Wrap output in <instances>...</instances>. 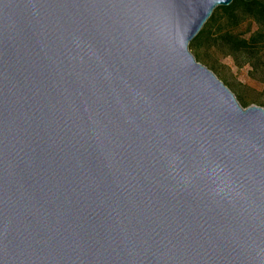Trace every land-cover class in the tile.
Returning <instances> with one entry per match:
<instances>
[{"label": "water", "instance_id": "1", "mask_svg": "<svg viewBox=\"0 0 264 264\" xmlns=\"http://www.w3.org/2000/svg\"><path fill=\"white\" fill-rule=\"evenodd\" d=\"M233 0H0V264H264V110L189 44Z\"/></svg>", "mask_w": 264, "mask_h": 264}, {"label": "rangeland", "instance_id": "2", "mask_svg": "<svg viewBox=\"0 0 264 264\" xmlns=\"http://www.w3.org/2000/svg\"><path fill=\"white\" fill-rule=\"evenodd\" d=\"M253 24L243 22L237 34L252 33ZM189 49V47H188ZM196 62L211 71L234 95L243 108L258 106L264 110V58L232 54L225 45L204 42L198 49H189ZM251 64H254L253 68Z\"/></svg>", "mask_w": 264, "mask_h": 264}, {"label": "trees", "instance_id": "3", "mask_svg": "<svg viewBox=\"0 0 264 264\" xmlns=\"http://www.w3.org/2000/svg\"><path fill=\"white\" fill-rule=\"evenodd\" d=\"M243 22L255 27L248 36L237 34ZM208 41L225 45L232 54L264 58V0H233L227 7L216 8L189 49L198 50Z\"/></svg>", "mask_w": 264, "mask_h": 264}]
</instances>
